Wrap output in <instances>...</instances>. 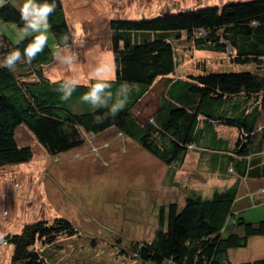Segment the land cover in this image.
<instances>
[{
    "label": "trees",
    "instance_id": "obj_1",
    "mask_svg": "<svg viewBox=\"0 0 264 264\" xmlns=\"http://www.w3.org/2000/svg\"><path fill=\"white\" fill-rule=\"evenodd\" d=\"M16 2L9 0L0 7V21L23 28ZM36 2L55 3L56 9L49 17L50 29L59 38L61 47L73 44L63 0ZM110 26L116 31L161 35L137 43L113 37L115 79L113 93L107 96L108 105L104 107L77 113L71 109L69 101H82L91 86L53 81L46 73V67L55 60L48 44L30 64L18 62L15 71L0 67V167L26 163L33 158L32 147L21 146L17 141L16 130L20 125L30 130L52 155L78 148L87 137L116 127L121 135L131 137L170 166L176 161L181 165L191 151L209 148L224 153V158L212 160L213 171L221 174L232 171L241 177L264 173V150L255 154L249 146L254 135L264 132V125L260 124L264 119V0L230 1L223 6L176 13L166 7L157 17L111 20ZM182 31L198 48L229 52L235 63L253 61L257 70L210 71L204 65L200 72L181 76L182 71H177L176 43L185 39ZM36 35L14 43L2 33L0 63L13 50H19L23 56ZM158 82L163 88L160 105L143 122L134 116V110ZM62 83L65 87L60 90ZM69 90V98L62 99ZM117 91L121 92L118 96ZM122 102L123 109L119 107ZM216 124L234 126L240 133L237 145L232 147L225 140L218 143ZM210 143L221 144L222 148H210ZM226 156L229 157L225 159ZM221 165L226 170H219ZM175 174L170 171V176ZM185 195L184 205L175 201L160 210L154 238L133 244L132 254L138 261L264 264V257L235 262L229 256L230 248L247 245L251 236L264 234V219L247 220L235 209L239 197L234 185L217 190L210 197L193 189H188ZM74 232L72 222L65 219L26 222L20 232L5 236L6 242L14 244L9 264H47L34 246L37 239L51 242L59 234Z\"/></svg>",
    "mask_w": 264,
    "mask_h": 264
},
{
    "label": "rangeland",
    "instance_id": "obj_2",
    "mask_svg": "<svg viewBox=\"0 0 264 264\" xmlns=\"http://www.w3.org/2000/svg\"><path fill=\"white\" fill-rule=\"evenodd\" d=\"M16 1L19 8L25 3ZM230 1L245 0H63L74 43L60 52L59 38L49 28L47 44L58 58L75 52L78 60L69 68L55 58L46 73L53 81L71 83L78 78L77 85L91 86L95 83L91 73L103 61L112 66L110 77L114 80V36L137 43L160 38L161 34L112 30L111 20L150 19L161 15L166 7L176 13L223 6ZM21 29L0 21V35L7 34L14 43L39 34L22 36ZM182 34L185 39L176 43L181 76L200 72L204 65L210 71L257 70L253 61L235 63L229 52L200 49L186 31ZM111 87L104 90L97 106L78 99H71L69 106L76 113L104 107L107 96L113 93ZM161 92L158 82L134 110V116L145 122L160 105ZM260 124L264 125V119ZM218 134L230 139L232 147L240 136L235 127L225 125L219 126ZM16 138L19 145L32 147L33 158L0 167V264H9L14 250L12 242L3 241L8 233L20 232L29 221L57 219L71 221L76 232L59 234L51 242L37 239L34 246L47 264H146L132 254L133 244L154 238L160 210L175 201L184 205L188 189L210 197L234 185L239 197L235 209L241 216L253 221L264 219V173L241 177L232 171H213L212 160L224 158L220 150L198 148L189 152L181 165L176 161L170 166L131 137L121 135L116 127L87 137L82 146L58 155L50 154L24 125L17 128ZM218 146L222 148L221 144H209L210 148ZM249 146L255 154L264 150V132L254 135ZM222 166L218 169L226 170ZM170 171L175 176H170ZM229 256L235 262L264 257V234L251 236L247 245L230 248Z\"/></svg>",
    "mask_w": 264,
    "mask_h": 264
},
{
    "label": "clouds",
    "instance_id": "obj_3",
    "mask_svg": "<svg viewBox=\"0 0 264 264\" xmlns=\"http://www.w3.org/2000/svg\"><path fill=\"white\" fill-rule=\"evenodd\" d=\"M9 0H0V7H4ZM55 3L49 4L47 2L43 4H38L36 0H25V3L20 7L21 19L24 21V27L21 29V35L27 36L30 32L39 33L35 38L28 44L24 49V54L22 56L19 50L11 51L0 63V67H6L10 71H15L18 62L31 63L38 54L42 53L44 48L47 46V32L50 28L49 17L55 11ZM72 45V44H71ZM68 49V45L65 43L64 47L60 50L63 52ZM55 58L59 60L60 63L71 68L74 61L78 60L77 53L73 52L67 55L60 56L58 58L57 54H54ZM112 71V66L106 62L101 61L96 65L91 73L92 79L95 81L89 89V91L81 97L83 101L90 102L93 106H97L102 102V95L106 88H110L114 81L110 77V72ZM73 86L80 83L78 78H73L70 80ZM67 83V81L65 82ZM65 83L60 85V90L65 87ZM124 88L125 85L121 84ZM70 91L62 96V99L67 100L70 96ZM119 107L123 109L125 103L122 102ZM113 114L116 112V108L112 109ZM3 241L6 242L5 237Z\"/></svg>",
    "mask_w": 264,
    "mask_h": 264
},
{
    "label": "crops",
    "instance_id": "obj_4",
    "mask_svg": "<svg viewBox=\"0 0 264 264\" xmlns=\"http://www.w3.org/2000/svg\"><path fill=\"white\" fill-rule=\"evenodd\" d=\"M162 91H163V88H162ZM151 93H149V95H150ZM162 94V92L159 94V98H160V95ZM148 95V94H147ZM148 95V96H149ZM144 100V99H143ZM143 102V101H142ZM141 102V103H142ZM141 106V105H140ZM159 107V106H158ZM158 107L156 108L157 110H158ZM156 109H154V111L155 112H157V110ZM154 112V113H155ZM224 126L223 124H216L215 126H214V128H215V130H216V132H217V138H215V139H218L219 141H218V143H220V141L221 140H225V141H227L228 142V144H231V141H230V139H226L225 137H222L220 134H218V131H219V126ZM225 126H229V125H225ZM231 127H234V126H231ZM238 131V130H237ZM222 142V141H221ZM193 157H196V156H193Z\"/></svg>",
    "mask_w": 264,
    "mask_h": 264
}]
</instances>
